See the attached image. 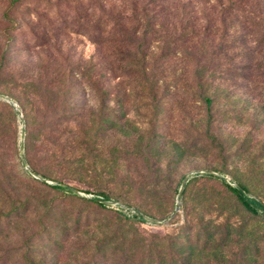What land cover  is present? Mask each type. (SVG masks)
I'll return each mask as SVG.
<instances>
[{
  "label": "rangeland",
  "instance_id": "rangeland-1",
  "mask_svg": "<svg viewBox=\"0 0 264 264\" xmlns=\"http://www.w3.org/2000/svg\"><path fill=\"white\" fill-rule=\"evenodd\" d=\"M232 1L0 0V264H264L219 179L170 216L194 170L264 204V0Z\"/></svg>",
  "mask_w": 264,
  "mask_h": 264
},
{
  "label": "trees",
  "instance_id": "trees-1",
  "mask_svg": "<svg viewBox=\"0 0 264 264\" xmlns=\"http://www.w3.org/2000/svg\"><path fill=\"white\" fill-rule=\"evenodd\" d=\"M213 1L215 3L213 4L212 8L217 7V11H219L220 13L224 12L226 7L231 6L232 3H234L232 1V2H228V4H226V5H222L223 2H221V1H223V0H213ZM247 1L251 2L252 0H238L236 2L244 3L243 5H247L246 4ZM236 11H238V8H236ZM135 34H136V32H135ZM205 101L207 103L209 101V99H205ZM30 173H33V172L30 171ZM197 175L198 176H203V177H206V178H217V179H219L220 182L222 184H224L226 186V188L234 195L236 200L241 204V206L245 210H247L249 213H251L253 215L264 216V204L260 200L255 198L254 196H251L248 193V191H247V189H246V187L244 185H242L240 183H234L233 185H231L229 182L225 181V179L220 177L219 174L209 173L207 171H203V172L191 175V176L195 177ZM51 186L54 187V188L63 189V190L69 189L67 186H65L63 184H59V183H55L54 185H51ZM102 199L103 200H97L101 205L105 201L104 199H107V198L105 196H102ZM142 215H143V213L136 212V213L132 214L131 216L134 219H137L138 221H146L142 217Z\"/></svg>",
  "mask_w": 264,
  "mask_h": 264
},
{
  "label": "water",
  "instance_id": "water-1",
  "mask_svg": "<svg viewBox=\"0 0 264 264\" xmlns=\"http://www.w3.org/2000/svg\"><path fill=\"white\" fill-rule=\"evenodd\" d=\"M0 99L6 101L7 103H9L10 106H11V108H12V110H13V111H16L15 105L12 103V101H11L7 96H5V95H0ZM21 135H22V133H21ZM19 148H20V150H22V144H21V142H20V147H19ZM20 163H21V165H22L24 168H26L22 156H20ZM206 171L209 172V173H214V172L209 171V170H206ZM197 173H200V172H199L198 170L190 171V172H188L186 175H184V176L181 178V181H180V184H179V187H178L177 193H176V198H177L176 205H175V207H174L173 212L170 214V216H172V215L174 214V212L178 209V201H179L180 196H181V192H182L183 185H184L185 182L187 181V176H188V175H194V174H197ZM219 176L222 177V178L224 179V177H223L222 175L219 174ZM40 179H41V180H45V179L42 178V177H40ZM69 189H70L72 192H74V193H78V191H77L76 189H74V188H69ZM142 217H143L145 220H148V221H151V222H157V221H158L157 219H155V218H150V217H148V216H146V215H144V214L142 215Z\"/></svg>",
  "mask_w": 264,
  "mask_h": 264
}]
</instances>
